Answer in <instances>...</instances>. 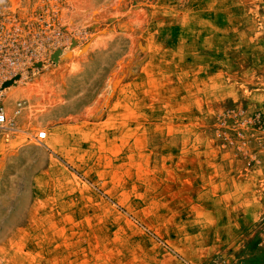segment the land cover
<instances>
[{
  "label": "rangeland",
  "instance_id": "374dc122",
  "mask_svg": "<svg viewBox=\"0 0 264 264\" xmlns=\"http://www.w3.org/2000/svg\"><path fill=\"white\" fill-rule=\"evenodd\" d=\"M12 1L0 264H264V0Z\"/></svg>",
  "mask_w": 264,
  "mask_h": 264
},
{
  "label": "built area",
  "instance_id": "2783aa9c",
  "mask_svg": "<svg viewBox=\"0 0 264 264\" xmlns=\"http://www.w3.org/2000/svg\"><path fill=\"white\" fill-rule=\"evenodd\" d=\"M30 17L20 15L12 0H0V133H15L16 120L27 111L29 102L9 90L31 79L33 45ZM48 134L40 131L36 140L43 143ZM215 264H226L218 261Z\"/></svg>",
  "mask_w": 264,
  "mask_h": 264
},
{
  "label": "bare ground",
  "instance_id": "6f19581e",
  "mask_svg": "<svg viewBox=\"0 0 264 264\" xmlns=\"http://www.w3.org/2000/svg\"><path fill=\"white\" fill-rule=\"evenodd\" d=\"M19 85H20V84H19ZM19 85H18V86H14V87L11 86V87L9 88V90L13 93L14 96H16V89H17L18 87H20Z\"/></svg>",
  "mask_w": 264,
  "mask_h": 264
}]
</instances>
